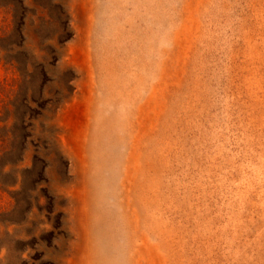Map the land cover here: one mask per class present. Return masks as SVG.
Masks as SVG:
<instances>
[{
  "label": "rangeland",
  "instance_id": "rangeland-1",
  "mask_svg": "<svg viewBox=\"0 0 264 264\" xmlns=\"http://www.w3.org/2000/svg\"><path fill=\"white\" fill-rule=\"evenodd\" d=\"M64 2L72 37L46 69L74 91L46 133L0 63V264H264V0ZM18 4L35 6L0 0L2 55ZM37 29L30 72L57 42ZM36 153L45 180L37 163L13 186Z\"/></svg>",
  "mask_w": 264,
  "mask_h": 264
},
{
  "label": "trees",
  "instance_id": "trees-1",
  "mask_svg": "<svg viewBox=\"0 0 264 264\" xmlns=\"http://www.w3.org/2000/svg\"><path fill=\"white\" fill-rule=\"evenodd\" d=\"M65 0H45V3H42L41 0H34V8L28 7H21L23 9V13L20 14V6L19 9H14L12 7L11 12H13L12 22L14 24L12 32L9 34L8 38H16L15 50L19 49L16 53L12 55H2L0 50V63L5 65L11 66L17 74L21 78L22 86L20 87V104L19 106L15 107L16 110L24 108V114H27L29 117V121L32 120H41L43 123V130L44 132L46 129L44 128L47 125V122H51L54 119V116L57 114L58 110L66 103L73 93V86L72 82L75 79L72 71L70 68H66L64 71L59 74V88H55V79L51 75H49V71L46 69L47 67L54 69L57 71L59 67V63L61 62L62 58L64 57V51H62V47L64 43H66L72 37V33L70 31V23L69 17L66 11ZM26 0H20V4L23 5ZM37 25V29L35 34L37 36L42 37L45 41H53L54 37H51L48 34H45L44 31L41 30L43 26H52L55 25L57 27V42L56 45H48L42 49L43 52H46V55L42 58L43 63H35L31 64L32 72L28 69V53L25 49V44L28 40V27L32 25ZM14 49H10L12 52ZM50 61V62H46ZM45 63V64H44ZM40 78L41 84L38 88L37 96L33 93L27 95L26 89V82L28 77ZM51 83L52 89L47 90L46 84ZM23 85H25L23 87ZM33 104V107H32ZM25 121H21V125H24ZM33 128L32 124L27 125V129ZM46 133V132H45ZM31 134H23L22 140L27 139L30 137ZM38 142H41L42 147L37 146V144H33V141H30L31 144L35 145L36 152L39 151L44 152L45 150L53 149L54 150V143L57 139V130L50 131L49 134L46 135H38ZM20 146V145H19ZM13 148V144L10 145V149ZM20 148V147H19ZM40 149V150H39ZM39 150V151H38ZM36 155L34 156L33 165L30 170H24L21 174L19 181L13 182V186L17 183L20 184V187L23 188L24 183L27 182L26 174L29 173L28 171H32L37 169L38 167L35 166L37 163H41V171L39 174L36 175L37 181L42 182L44 181V167L45 164L43 160ZM56 153V150H55ZM47 155V154H45ZM57 157L61 156L59 151L56 153ZM65 171L67 170V163L65 162ZM26 172V173H25ZM25 173V174H24Z\"/></svg>",
  "mask_w": 264,
  "mask_h": 264
}]
</instances>
